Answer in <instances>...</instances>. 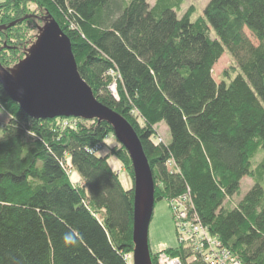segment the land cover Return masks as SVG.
Returning <instances> with one entry per match:
<instances>
[{
    "label": "trees",
    "instance_id": "1",
    "mask_svg": "<svg viewBox=\"0 0 264 264\" xmlns=\"http://www.w3.org/2000/svg\"><path fill=\"white\" fill-rule=\"evenodd\" d=\"M183 4L0 0V62L12 69L36 42L40 21H19L32 5L51 15L95 97L141 139L156 202L189 193L211 234L243 264H264V0H210L195 20L193 6L179 16ZM225 53L238 68L218 83L213 70ZM2 113L10 119L0 135V264H133L132 161L121 144L97 155L112 126L80 118L62 130L60 118L28 116L0 83ZM161 123L168 142L154 139ZM109 155L128 170L130 189ZM245 177L254 185L232 205ZM183 249L165 252L185 262ZM158 255L151 250L153 264Z\"/></svg>",
    "mask_w": 264,
    "mask_h": 264
},
{
    "label": "water",
    "instance_id": "2",
    "mask_svg": "<svg viewBox=\"0 0 264 264\" xmlns=\"http://www.w3.org/2000/svg\"><path fill=\"white\" fill-rule=\"evenodd\" d=\"M42 21L45 24L39 27L26 58L9 70L0 63V83L9 98L34 119L77 117L112 126L134 172L133 264H153L149 228L156 204L155 183L141 139L123 115L95 97L78 70L71 40L59 23L51 15Z\"/></svg>",
    "mask_w": 264,
    "mask_h": 264
},
{
    "label": "rangeland",
    "instance_id": "3",
    "mask_svg": "<svg viewBox=\"0 0 264 264\" xmlns=\"http://www.w3.org/2000/svg\"><path fill=\"white\" fill-rule=\"evenodd\" d=\"M209 1L210 0H184V4L182 6L181 11L179 12V16H183L188 11V9L193 6L195 7V13L192 19L195 20L198 17L202 16L203 11L205 7L207 6V4L209 3ZM149 2L151 3V5H153L155 3V0H149ZM35 10H36V6L32 5L31 11H29L26 15H24L19 21H22V19L24 21V20L35 18V19H38V21H40V27H43L45 23L42 21V18L47 16V14L44 13L41 15L40 12H37ZM248 35L250 36L251 40L255 43L256 40L251 36L249 32H248ZM6 44H7L6 42L3 43L4 48L7 47ZM20 62L15 61L16 65L13 66V68H15ZM237 68L238 67H237V63L235 59L229 53H225L215 65L214 70H213V76L215 80L219 83L224 78L225 72L227 70L231 73H236ZM9 119H10V116L7 113H2L0 115V135L2 132L3 125H5ZM79 119L80 118H77V117H70V118L64 117L63 119V117H61L59 120V123L61 124V129L64 130L69 127H76L80 123ZM155 129H156V136H154L155 141L168 142L170 140V132L165 123L159 124L158 126L155 127ZM119 144L120 143L117 140L115 135L113 134L109 135L107 139L105 140L104 144L100 146L97 152V155L106 156L110 154L111 147L118 146ZM263 155H264V152H262V154L259 155L258 158H261ZM109 163L112 166V168L118 172L120 180L124 188L130 189L133 186V181H132V178L128 170L124 166V164L118 159L116 155H109ZM71 178L74 182H79L81 180V176L76 170L72 171ZM253 185H254L253 180L249 177H245L241 182L240 193L234 195L233 198L229 200L230 203L232 205L236 204L237 201L241 197H243L252 188ZM179 235L180 233L177 232L175 218L173 216V211L171 209L169 200L162 199L160 201H157L155 204L154 214H153V218H152L150 228H149V244H150L151 250L154 253L159 252V255L157 257L158 264L161 259L160 254L162 255V252L166 253L165 249L167 248H175L180 245L181 247L184 248L183 250H185L188 256L192 254L193 252L192 246L194 247L196 246V244L195 245L191 244L192 242L190 240H185L184 243L179 244V238H178ZM197 245L199 246L201 244L197 243ZM204 246L207 251V249H209V244H204ZM209 255L210 253L207 256ZM131 256L130 257L132 258L131 260L133 262V255ZM199 261H200V264H203V262H205L203 258H202V261L201 260ZM195 263L196 262H193V260H191L187 264H195Z\"/></svg>",
    "mask_w": 264,
    "mask_h": 264
},
{
    "label": "built area",
    "instance_id": "4",
    "mask_svg": "<svg viewBox=\"0 0 264 264\" xmlns=\"http://www.w3.org/2000/svg\"><path fill=\"white\" fill-rule=\"evenodd\" d=\"M111 90L116 95V85L111 86ZM191 197L189 193L183 194L179 197L169 200L178 236L179 244L184 243L185 240H190L193 252L184 262L181 257H171L167 253L160 254L159 264H187L191 260L200 264L202 258L205 262L203 264H243L241 259L237 257L230 249L225 247L221 240L211 234L206 226L202 224L199 217L192 209ZM197 243L201 245H197ZM204 244H209V249H205ZM210 253L209 256H207ZM207 256V258H206Z\"/></svg>",
    "mask_w": 264,
    "mask_h": 264
},
{
    "label": "clouds",
    "instance_id": "5",
    "mask_svg": "<svg viewBox=\"0 0 264 264\" xmlns=\"http://www.w3.org/2000/svg\"><path fill=\"white\" fill-rule=\"evenodd\" d=\"M63 239L66 244H75L76 242L69 234H65Z\"/></svg>",
    "mask_w": 264,
    "mask_h": 264
}]
</instances>
